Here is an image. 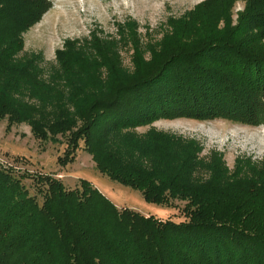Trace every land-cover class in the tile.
Returning a JSON list of instances; mask_svg holds the SVG:
<instances>
[{
  "label": "trees",
  "instance_id": "trees-1",
  "mask_svg": "<svg viewBox=\"0 0 264 264\" xmlns=\"http://www.w3.org/2000/svg\"><path fill=\"white\" fill-rule=\"evenodd\" d=\"M235 1L207 0L221 8L210 24L225 21L222 30L191 42L202 33L195 10L137 74L90 101L72 131L74 123L58 115L36 117L41 109L26 99L41 92L13 60L23 32L51 1L0 0V120L30 122L41 141L70 131L60 163L73 161L83 142L103 174L184 217L120 209L87 179L70 189L49 174L35 179L40 202L12 168L0 166V264H264V161L230 171L220 156L203 158L194 141L134 133L159 118L264 123V43L261 34L246 35L257 27L264 36V0H246L234 27Z\"/></svg>",
  "mask_w": 264,
  "mask_h": 264
},
{
  "label": "rangeland",
  "instance_id": "rangeland-1",
  "mask_svg": "<svg viewBox=\"0 0 264 264\" xmlns=\"http://www.w3.org/2000/svg\"><path fill=\"white\" fill-rule=\"evenodd\" d=\"M50 1L51 8L41 21L23 32V48L13 60L26 71L32 88L41 92L26 99L29 105L41 109L43 115L36 113V117L48 115L46 120L51 122V116L58 115L74 123L72 131L77 129L75 124H83L79 118L90 101L110 96L118 82L137 74L154 56L153 49L165 46L168 35L187 28L185 19L195 10L202 33L189 36L191 42L226 26L225 21L219 20L216 29L211 27V18L221 8L208 7L207 0ZM246 3H233L232 26L242 23ZM255 28L246 35L261 34L259 39L264 43V36ZM68 45L74 53H70ZM159 54V58H164V53ZM152 130L174 139L194 141L203 158L209 161L211 156H220L230 171L240 162L264 161V123L250 126L220 118H159L137 127L134 133L147 135ZM69 134L67 130L59 132L55 143L41 141L35 137L30 122L12 123L10 116H5L0 120V166L12 168L40 202L43 197L37 191L35 179L49 174L60 178L70 189L79 186L81 179H87L120 209L130 208L165 220L184 218L177 208L150 202L141 191L103 174L83 142L73 161L60 163Z\"/></svg>",
  "mask_w": 264,
  "mask_h": 264
}]
</instances>
